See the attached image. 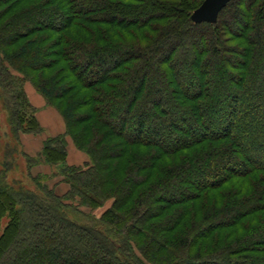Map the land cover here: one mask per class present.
<instances>
[{"label": "trees", "instance_id": "1", "mask_svg": "<svg viewBox=\"0 0 264 264\" xmlns=\"http://www.w3.org/2000/svg\"><path fill=\"white\" fill-rule=\"evenodd\" d=\"M203 1L0 0L11 135L43 132L26 81L65 126L21 152L34 189L0 170V264H264V0L194 24Z\"/></svg>", "mask_w": 264, "mask_h": 264}, {"label": "rangeland", "instance_id": "2", "mask_svg": "<svg viewBox=\"0 0 264 264\" xmlns=\"http://www.w3.org/2000/svg\"><path fill=\"white\" fill-rule=\"evenodd\" d=\"M166 1L174 2L175 0H166ZM14 11H16V10H14ZM11 14L12 13H9L5 18H2L1 22H6L8 20V18H10ZM134 35H135L134 33L131 36L121 34L123 39H132V40L135 39ZM51 73H52V71H43V75H45V76H48ZM27 83H29V81H26L24 83V86L27 85ZM33 89H34V87H33ZM24 92H25V90H24ZM49 106L54 108L52 105H49ZM54 110L56 111L55 108H54ZM36 112H37V110H36ZM55 116H60V115L55 114ZM23 135H25V134H23ZM23 135H20V146H18L15 139L11 135L10 124L8 122V114H7L6 109L3 106L2 101L0 99V170L3 168V165L5 164L6 161L12 162L10 169L6 173V180L9 182L13 181V180H22V181L26 182V185L28 186V188L34 189L33 184H31V182L28 181V179H27L28 164L26 163V159L21 155V152L26 153V151H25L26 149H25L23 141H22ZM26 135H28V134H26ZM83 153L86 154L85 152H83ZM8 155H9V157H8V159H6L5 156H8ZM36 155H34L32 157H35ZM87 157H88V155H87ZM88 161H89V157H88ZM39 172L43 173L44 175H48L52 172V170L47 165L39 164V166L35 167L31 171V175L35 176V174H37ZM60 180H61L60 177H56V178H53L51 180L46 181L45 183L47 185H49L50 187H54L57 194L62 195L67 190V185L64 183H60L59 182ZM241 182H243V180L240 178L231 179L218 192L214 193L213 196L218 195V193H224L226 191H236L238 189V187L240 186ZM245 186L248 188L247 191L253 193V190L250 189V187L248 186V183ZM110 204H111V201L108 200L100 208H97L95 210H90L87 208L86 209L82 208V210L85 214L91 216L95 220H99L103 211H105L107 208H109ZM228 211L230 212V210H228ZM6 222H7L6 219L0 220V224H1L0 229H2L4 227Z\"/></svg>", "mask_w": 264, "mask_h": 264}, {"label": "crops", "instance_id": "3", "mask_svg": "<svg viewBox=\"0 0 264 264\" xmlns=\"http://www.w3.org/2000/svg\"><path fill=\"white\" fill-rule=\"evenodd\" d=\"M25 94L30 104L36 108V119L41 125L43 132L41 135H23L22 141L25 151L28 155L34 156L38 154L42 148L43 141L48 137L65 134V126L60 116L54 108L48 105L44 98L39 95L30 83L24 86ZM67 157L66 163L70 166H82L88 162V157L82 151L75 148L71 139L66 136Z\"/></svg>", "mask_w": 264, "mask_h": 264}, {"label": "water", "instance_id": "4", "mask_svg": "<svg viewBox=\"0 0 264 264\" xmlns=\"http://www.w3.org/2000/svg\"><path fill=\"white\" fill-rule=\"evenodd\" d=\"M232 0H204L191 14L190 19L194 24L209 23L217 21L219 13Z\"/></svg>", "mask_w": 264, "mask_h": 264}]
</instances>
